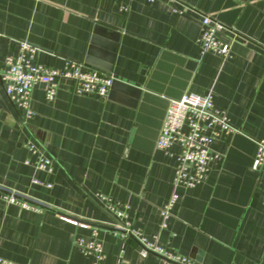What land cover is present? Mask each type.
Returning a JSON list of instances; mask_svg holds the SVG:
<instances>
[{
	"label": "crops",
	"instance_id": "0c3cea01",
	"mask_svg": "<svg viewBox=\"0 0 264 264\" xmlns=\"http://www.w3.org/2000/svg\"><path fill=\"white\" fill-rule=\"evenodd\" d=\"M181 6V14L172 12ZM202 16L223 26L217 38L229 46L227 57L201 53ZM17 41L39 48L43 66L78 62L113 83L97 99L60 80L52 102L35 85L34 117L24 122L0 82V195L39 209L0 197V257L90 264L74 241L95 231L102 264H116L119 220L101 194L173 253L201 264H264V172L251 169L255 142L264 140V0H0V62L17 54ZM190 92H212L234 131L213 142L220 159L206 180L185 189L174 187L175 160L156 140L168 100ZM28 142L50 160V173L32 166ZM173 192L179 198L162 227L160 209ZM139 250L128 239L120 264H164Z\"/></svg>",
	"mask_w": 264,
	"mask_h": 264
},
{
	"label": "built area",
	"instance_id": "2783aa9c",
	"mask_svg": "<svg viewBox=\"0 0 264 264\" xmlns=\"http://www.w3.org/2000/svg\"><path fill=\"white\" fill-rule=\"evenodd\" d=\"M149 3L174 0H147ZM185 8L173 7L174 14H181ZM125 8L121 7L120 11ZM201 33L198 39L201 53H214L227 57L229 46L217 38L223 26L212 21L208 16L201 18ZM17 54L7 55L0 62V82L8 100L22 114L24 122L34 117L30 106L31 89L38 84L44 86L46 102L55 99L60 80L73 83V92L82 96L103 99L108 94L113 78L95 70L86 68L82 63L65 60L61 69L49 68L37 62L40 49L25 42H15ZM234 131L224 112L217 110L213 104V93L206 94L187 93L178 99L168 100L163 122L156 140V148L175 160L173 176L174 187L185 189L194 188L203 183L208 175L210 163L220 159V154L212 149L213 142L222 134L227 135ZM255 154L251 169L255 172H264V140L255 142ZM26 148L35 156L31 164L38 172H51L50 160L40 153L34 143L28 142ZM176 148L174 151L173 149ZM25 164H29L26 161ZM33 184H41L37 179ZM50 187V184L46 185ZM0 197L8 204L20 208L38 211L34 205L22 201L15 194ZM104 207L119 220L116 226L120 241L119 257L116 264L121 263V253L128 239H133L139 245V255L146 257L153 254L161 258L164 264H201L187 256H181L160 245L156 239L149 240L133 227L125 212V207L111 200L105 195H97ZM179 195L173 192L166 204L160 209L161 226H166V220L171 216V210L177 202ZM264 201V193H263ZM67 222L73 225L84 226L76 220ZM96 232L93 231L89 240L77 238L74 245L84 254L90 255L93 261L90 264H102L104 254L101 244L97 241ZM0 264H17L0 257Z\"/></svg>",
	"mask_w": 264,
	"mask_h": 264
}]
</instances>
